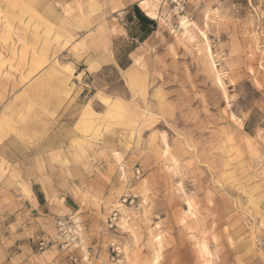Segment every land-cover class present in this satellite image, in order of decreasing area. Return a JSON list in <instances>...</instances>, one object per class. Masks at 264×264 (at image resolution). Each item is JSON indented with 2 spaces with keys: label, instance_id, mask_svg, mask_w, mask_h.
Wrapping results in <instances>:
<instances>
[{
  "label": "rangeland",
  "instance_id": "obj_1",
  "mask_svg": "<svg viewBox=\"0 0 264 264\" xmlns=\"http://www.w3.org/2000/svg\"><path fill=\"white\" fill-rule=\"evenodd\" d=\"M0 216L5 264H264V0H0Z\"/></svg>",
  "mask_w": 264,
  "mask_h": 264
},
{
  "label": "crops",
  "instance_id": "obj_2",
  "mask_svg": "<svg viewBox=\"0 0 264 264\" xmlns=\"http://www.w3.org/2000/svg\"><path fill=\"white\" fill-rule=\"evenodd\" d=\"M133 18H137L135 14L133 15ZM140 20V19H139ZM143 22V21H142ZM146 24V26L152 25L150 22H143ZM153 26V25H152ZM153 31V30H152ZM152 31L146 32V37H148ZM2 217L0 216V264H5L7 262L8 256L10 255L9 249H11V245H13V242L9 240L10 238L7 237L5 228L1 225Z\"/></svg>",
  "mask_w": 264,
  "mask_h": 264
},
{
  "label": "trees",
  "instance_id": "obj_3",
  "mask_svg": "<svg viewBox=\"0 0 264 264\" xmlns=\"http://www.w3.org/2000/svg\"><path fill=\"white\" fill-rule=\"evenodd\" d=\"M134 12H135V16H137L140 21L142 22H150L152 25H155L156 23L154 22V20L148 18L143 12L142 10L140 9V7L138 5H135L134 6ZM131 62L128 63V65L130 64ZM119 64L122 66V67H127L125 65H123V63L119 60Z\"/></svg>",
  "mask_w": 264,
  "mask_h": 264
}]
</instances>
